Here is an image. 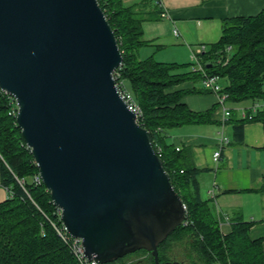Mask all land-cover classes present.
<instances>
[{
	"label": "water",
	"instance_id": "1",
	"mask_svg": "<svg viewBox=\"0 0 264 264\" xmlns=\"http://www.w3.org/2000/svg\"><path fill=\"white\" fill-rule=\"evenodd\" d=\"M122 64L98 0H0V90L65 229L89 261L161 264L186 208L120 93Z\"/></svg>",
	"mask_w": 264,
	"mask_h": 264
},
{
	"label": "trees",
	"instance_id": "2",
	"mask_svg": "<svg viewBox=\"0 0 264 264\" xmlns=\"http://www.w3.org/2000/svg\"><path fill=\"white\" fill-rule=\"evenodd\" d=\"M98 2L123 55L116 81L139 105L138 122L150 132L154 150L186 207L185 223L158 247L160 263L181 264L168 254L175 242L190 240L189 264H264L263 240L251 239V223L237 221L229 234H223L209 202L200 196L198 169L187 154L167 142L170 130L211 121L212 110L193 112L183 102L185 95L200 91L174 90L186 82H201L202 75L190 65L140 59V49L149 45L142 29L145 14L135 5L125 6L123 0ZM200 59L208 74L226 79L230 102H264V13L225 20L220 40ZM11 110V98L0 91L2 184L14 194L0 203V264H79L52 227L51 222H60L50 192L43 184L31 183L38 168ZM255 119L264 120V111L259 110ZM17 179L26 181L25 189ZM139 252L147 253L155 264L151 254Z\"/></svg>",
	"mask_w": 264,
	"mask_h": 264
},
{
	"label": "crops",
	"instance_id": "3",
	"mask_svg": "<svg viewBox=\"0 0 264 264\" xmlns=\"http://www.w3.org/2000/svg\"><path fill=\"white\" fill-rule=\"evenodd\" d=\"M123 1L125 6L135 5L147 17L142 24L147 46L158 50L169 47L175 54L181 53L184 57L196 48L205 46L207 51L208 47L217 43L225 20L256 17L264 13V0ZM163 12L169 17H162ZM175 30L178 35H175ZM155 59L158 57L155 56ZM194 88L200 92L185 95L183 102L193 112L212 110L211 121L170 130L167 142L187 154L189 163L198 169L196 179L200 196L209 202L221 221L222 233L229 234L237 221L251 223L250 237L263 240L264 250V120L255 119L258 112L253 113V120L243 116V111L249 116L251 107L257 103L264 111V102L229 101L232 115L224 122L217 107L216 95L205 92L202 85L190 81L176 86L174 90ZM222 133L229 142L223 146L220 160L215 163L214 153L220 147ZM8 198V191L2 184L0 164V203Z\"/></svg>",
	"mask_w": 264,
	"mask_h": 264
},
{
	"label": "built area",
	"instance_id": "4",
	"mask_svg": "<svg viewBox=\"0 0 264 264\" xmlns=\"http://www.w3.org/2000/svg\"><path fill=\"white\" fill-rule=\"evenodd\" d=\"M162 17H169L168 14L166 12H163L161 14ZM175 35H178V32L175 30L174 31ZM202 52L205 51V46L201 47ZM232 50V47H228L227 48V53H230ZM193 56V60L195 62V65H193L192 67V71L196 72V73H200L202 75V79H201V84L204 88V90L211 92L212 94L216 95L217 97V107L220 110V112L222 113V120L228 121L232 115V111L231 109L228 107V102H229V94L225 91V89L222 88V86L220 85V80L222 79L219 75H210L206 72L204 65L201 62L200 59V54H197L196 52L192 53ZM226 64V63H225ZM116 79V77H115ZM119 86V85H118ZM120 93L122 95V97L124 98V100L127 102L129 108L137 114L138 119L141 116V109L139 107V105L136 103V101L134 100L133 96L128 93L125 90H122L120 87ZM1 91V90H0ZM2 92V91H1ZM7 95V94H6ZM9 96V95H8ZM10 97V96H9ZM11 98V105H12V110L11 113L12 115H17V105L15 100ZM262 108V106L260 104H254L251 109H250V115L248 116L246 112L243 111V116L245 119L248 120H252L253 119V113L258 112L260 109ZM229 141L228 139L223 135H221V138L219 140V149L214 153V161L215 163H218L221 157V150L223 148V146L225 144H227ZM180 149L177 148V151H179ZM159 153L161 152L160 149H158ZM160 157V155H158ZM18 183L20 184V186L22 188L25 189V185H26V181L25 180H20L17 179ZM31 183L35 184V185H41L43 184L41 176L38 174H36L32 179H31ZM6 190L8 191L9 197H13V192L10 188H6ZM211 196H213V191L210 192ZM186 208V207H185ZM57 216H58V220L60 222V225L51 222L52 227L54 228L56 234L58 235V237L62 240V242L68 247V249L70 250V252L72 253V255L74 256V258L77 260V262L79 264H99L97 261H89L84 254V249H83V245H82V240L79 238H74L72 236L69 235V233L67 232V230L65 229L62 221H61V211L60 209L57 208V212H56ZM185 223V221H184ZM183 223V224H184ZM220 226H221V221L219 220Z\"/></svg>",
	"mask_w": 264,
	"mask_h": 264
},
{
	"label": "rangeland",
	"instance_id": "5",
	"mask_svg": "<svg viewBox=\"0 0 264 264\" xmlns=\"http://www.w3.org/2000/svg\"><path fill=\"white\" fill-rule=\"evenodd\" d=\"M147 3H152L153 0H147ZM208 50H210V47H208ZM207 50V51H208ZM206 51V52H207ZM194 52L197 54H201L202 50L201 48H196L194 49ZM193 52H190L187 57L182 56V54H175L173 50H171L169 47L168 48H163L162 50H158V48H152L151 46H145L140 49L139 52V58L140 59H147L150 56L155 59V56L158 57V59H155L157 62H165V64H176L179 66L182 65H188L190 64V68L195 65V62L193 60L192 56ZM192 70V69H191ZM201 83H198V86H201ZM220 85L222 86L223 89H226L227 86V81L221 79L220 80ZM190 240H184V241H178L175 242L171 246V251L169 252V257L172 262L176 263H181V264H189V247L188 243ZM110 264H151L149 260V255L145 252H138L135 254H131L126 256L123 259H120L116 262H112Z\"/></svg>",
	"mask_w": 264,
	"mask_h": 264
}]
</instances>
